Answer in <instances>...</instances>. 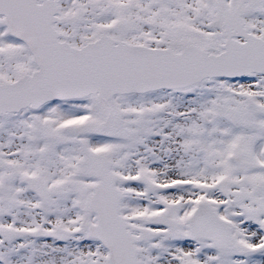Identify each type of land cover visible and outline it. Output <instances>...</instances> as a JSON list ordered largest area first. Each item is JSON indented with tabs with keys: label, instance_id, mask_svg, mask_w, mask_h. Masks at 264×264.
Listing matches in <instances>:
<instances>
[{
	"label": "snow or ice",
	"instance_id": "snow-or-ice-1",
	"mask_svg": "<svg viewBox=\"0 0 264 264\" xmlns=\"http://www.w3.org/2000/svg\"><path fill=\"white\" fill-rule=\"evenodd\" d=\"M0 264H264V0H0Z\"/></svg>",
	"mask_w": 264,
	"mask_h": 264
}]
</instances>
